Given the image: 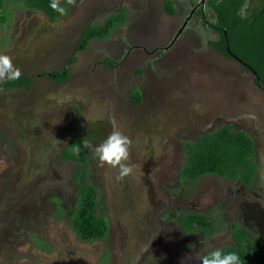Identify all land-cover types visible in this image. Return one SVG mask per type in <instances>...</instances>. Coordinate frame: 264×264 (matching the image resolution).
I'll return each mask as SVG.
<instances>
[{
  "label": "rangeland",
  "instance_id": "rangeland-1",
  "mask_svg": "<svg viewBox=\"0 0 264 264\" xmlns=\"http://www.w3.org/2000/svg\"><path fill=\"white\" fill-rule=\"evenodd\" d=\"M149 1L154 2L76 0L53 21L22 3L6 5L10 22L0 27V54L12 57L31 83L0 87V160L7 164L0 171V264H189L186 257L192 255L197 260L191 264H198L208 250L232 243L224 229L203 236L182 231L177 220L163 221L161 215L172 210L211 212L247 227L264 253V92L254 87L250 72L206 44L216 38L208 30L191 35L198 27L187 25L189 37L178 38L165 53L156 50L169 43L178 23L155 5L149 4L156 22L147 20L150 30L138 37ZM115 7L127 9V25L74 53L79 32L89 23L100 24ZM170 25L173 29L166 30ZM121 41L130 45L125 57L117 51L124 49ZM71 56L65 80L53 82L42 74L60 71ZM168 63H174L173 70ZM137 70L146 77H134ZM139 79L144 103L131 106L127 90ZM113 119L132 141L133 172L117 181L115 169L98 167L95 153L86 152L107 232L85 242L69 225L78 189L74 166L58 156L72 127L98 145L112 131ZM223 124L252 139L253 182L179 178L184 143Z\"/></svg>",
  "mask_w": 264,
  "mask_h": 264
},
{
  "label": "trees",
  "instance_id": "trees-1",
  "mask_svg": "<svg viewBox=\"0 0 264 264\" xmlns=\"http://www.w3.org/2000/svg\"><path fill=\"white\" fill-rule=\"evenodd\" d=\"M51 0H0V27L10 22L6 5L22 3L29 10L42 13L47 20L61 17L50 7ZM163 10L167 15L173 14L171 0H162ZM211 11L210 28L217 36L209 41L217 54L240 60L238 63L245 71L247 67L255 73L252 78L254 87L264 92V0H207ZM126 10L119 8L104 18L101 24H87L78 36L74 53L82 51L90 39H106L110 32L125 21ZM228 48L226 52L225 48ZM74 56L66 61L60 71L42 73L51 81H61L68 77V66L74 62ZM31 80L22 75L17 81L3 83L0 87L29 88ZM134 96V97H133ZM134 102L140 98L136 92L132 95ZM86 140L85 135L72 127L71 137L59 152V160L72 163L74 168L72 180L77 185L75 207L69 216V225L77 238L90 242L102 239L107 232V224L97 199V189L89 179V165L82 149L79 156L72 154L73 144ZM185 162L179 172V178L194 181L202 175L218 178L235 179L239 184L248 186L253 182L256 172L254 146L252 139L243 131L234 130L223 124L203 132L195 140L184 143ZM165 222L177 220L182 231L192 234L200 232L203 236L213 235L222 229L230 233L232 243L219 249L224 252H236L241 264H264V253L259 246L258 235L236 222L221 221L211 212L165 211L161 215ZM213 249L205 252V255ZM159 264V263H154Z\"/></svg>",
  "mask_w": 264,
  "mask_h": 264
},
{
  "label": "clouds",
  "instance_id": "clouds-1",
  "mask_svg": "<svg viewBox=\"0 0 264 264\" xmlns=\"http://www.w3.org/2000/svg\"><path fill=\"white\" fill-rule=\"evenodd\" d=\"M76 0H51L49 7L61 16L66 15L68 7L74 6ZM68 7H66V6ZM21 70L14 65L12 57L6 54H0V84L9 81H17L21 78ZM112 131L98 145H93L91 141L84 140L82 146L73 144L71 147L72 154L79 156L82 149L94 152L97 157V166L104 168L105 166L115 169L117 181L126 178L133 172V167L130 163V148L132 141L125 135L117 126L115 119L111 121ZM7 167L5 161L0 160V171ZM189 264L197 258L192 255L186 257ZM198 264H241V258L236 252H224L223 249H213L207 255L199 257Z\"/></svg>",
  "mask_w": 264,
  "mask_h": 264
},
{
  "label": "flooded vegetation",
  "instance_id": "flooded-vegetation-1",
  "mask_svg": "<svg viewBox=\"0 0 264 264\" xmlns=\"http://www.w3.org/2000/svg\"><path fill=\"white\" fill-rule=\"evenodd\" d=\"M171 3H172L173 9L175 10V14L172 17H175L176 19H178L177 28H176V30H174V32L171 36V39L168 43L169 46L167 44L166 46H163V47H157L156 50L163 51L165 53V51L170 46H173L179 40L178 38L185 37V36L189 37L185 33V31L187 29V25L191 26L192 28L198 27V29L194 32H192L191 30L189 31V33H191V35L195 34V33H196V35H198L199 30H203L204 33L205 32L207 33V30H208V32L210 31L211 33H213V35H215L214 30L212 28H210V25L212 24V20L210 19L209 15H211L212 13H211L210 9L207 7V0H171ZM116 9L117 8H114V10H116ZM205 11L206 12L208 11V16L205 14ZM121 26L122 25H119L116 28L121 27ZM109 37H110V35H109ZM109 37H107V38H109ZM215 37L216 38L214 40L217 39L216 35H215ZM211 39L207 38L206 44L209 47H211L212 50L217 54L216 50L212 46L209 45V41L213 40V39L212 40ZM184 44H185V42H181V43L177 44L176 46H177V48H181L182 46H184ZM129 46L130 45L124 43L123 44V47H124L123 51L119 50V49L117 51L121 54V56L124 55V57H125V55L127 54V53H125V51L129 49ZM132 47H133V45H132ZM119 59H122V57H120ZM133 75H134V77H138L137 75H139V74L137 73V71H134ZM53 82H59V81H53ZM127 92H128V98H127L128 101L127 102L129 105L134 106V104H136V103H138L137 105H139L140 102H142V99H143L142 92L140 91V88L137 85L132 84L128 88ZM134 92H136L138 94V96L140 98L139 102L133 103L134 102V100H133L134 96L132 97V95L134 94ZM141 97H142V99H141ZM205 213H207V212H205Z\"/></svg>",
  "mask_w": 264,
  "mask_h": 264
},
{
  "label": "crops",
  "instance_id": "crops-1",
  "mask_svg": "<svg viewBox=\"0 0 264 264\" xmlns=\"http://www.w3.org/2000/svg\"><path fill=\"white\" fill-rule=\"evenodd\" d=\"M134 1H136V0H125V2H134ZM152 1H154L153 3H151L150 1L148 2V4H146V5H148L147 6V8H146V10H145V13L146 14H144V15H142L141 17V19L140 20H142L143 19V21H142V23L141 24H143L141 27H143V29H142V31L140 32L139 31V28H138V31H136L137 32V36L139 37V33H140V36L142 35L143 37L145 36V33L146 32H148L149 30H150V28H149V25H148V21L147 20H154V17L153 18H150V15L152 14V13H155L154 11H153V7H152V9H151V6L152 5H155L156 6V9L158 8V10H157V12L158 11H160V13L161 14H163L164 15V17H166V18H173V19H175V21L178 23V19H176L175 17H172L174 14H175V10L173 9V14L172 15H167L165 12H164V10H163V5H162V0H158V4H159V7H157V0H152ZM156 2V4H154ZM127 3V4H128ZM149 4L151 5V6H149ZM115 8H117V9H119V8H124V7H115ZM173 8V7H172ZM116 9V10H117ZM125 10H126V17H125V21L122 23V24H120V25H122L121 27H118V28H123L125 25H127V23H128V19H127V9L126 8H124ZM116 10H114V8L112 9V10H110V13L109 14H111V13H113L114 11H116ZM151 10V11H150ZM108 14V15H109ZM108 15H106V16H108ZM105 16V17H106ZM104 17V18H105ZM155 17L157 18V16H156V13H155ZM104 18H103V20H104ZM155 18V20H154V22H156V19ZM102 20V21H103ZM102 21H101V23H102ZM100 23V24H101ZM119 26V25H118ZM117 27V26H116ZM115 27V28H116ZM115 28L110 32V34L109 35H111V33L115 30ZM149 28V29H148ZM117 29V28H116ZM173 29V26L172 25H170V26H168V27H166V30H168V31H170V30H172ZM128 36V35H127ZM109 37V36H108ZM129 37V36H128ZM131 37H134V36H131ZM130 38V37H129ZM165 38L167 39L168 38V36H165ZM107 39V38H106ZM109 39V38H108ZM91 40V39H90ZM89 40V41H90ZM98 40H101V39H98ZM102 40H105V39H102ZM88 41V42H89ZM88 42H87V44H88ZM121 42H123L124 43V41H121ZM154 44V45H153ZM155 46V45H160V43H155V42H153L152 44H151V46ZM87 46V45H86ZM150 46V47H151ZM139 47H142L143 48V50H150V47L148 48V46H146V45H139V46H136V48L138 49ZM160 47H162V44H161V46ZM86 48V47H85ZM85 48H84V50H85ZM153 47H151V49H152ZM142 50V51H143ZM83 51V50H82ZM78 52V51H77ZM145 53V52H144ZM150 54V53H149ZM217 55H219V54H217ZM220 56V55H219ZM222 57V56H221ZM168 66H169V68L170 69H172L173 70V65H174V63H172V64H167ZM168 68V69H169ZM141 71V72H140ZM137 73L139 74V75H137L138 77L137 78H145L146 77V73L145 72H142V70H137ZM158 75V76H157ZM156 75V77L158 78L159 77V74H157ZM140 78V79H141ZM140 79H139V85H137L139 88H140V91L142 92V97H143V91H144V88H143V86H141V84L143 83V81H140ZM156 83V80L154 79V80H150L149 82H148V84L149 85H152V84H155ZM185 83V82H184ZM184 83H182L181 82V84H184ZM152 87V86H151ZM150 86H148V88L149 89H152L151 91L153 92V87L151 88ZM142 97H141V99H142ZM132 101V100H131ZM133 103H135V102H133ZM142 103H144L143 102V99H142V102H140V104L139 105H141ZM138 103H136V104H134V105H137Z\"/></svg>",
  "mask_w": 264,
  "mask_h": 264
},
{
  "label": "water",
  "instance_id": "water-1",
  "mask_svg": "<svg viewBox=\"0 0 264 264\" xmlns=\"http://www.w3.org/2000/svg\"><path fill=\"white\" fill-rule=\"evenodd\" d=\"M225 50H226V52H228V54H230L229 51H228V48H227V47L225 48ZM230 58H232V59H233L234 61H236L237 63H240V60L237 59L235 56H233V55H231V54H230ZM247 70H249V72H250V74L252 75V77H255V73H254L253 71H251L248 67H247Z\"/></svg>",
  "mask_w": 264,
  "mask_h": 264
}]
</instances>
